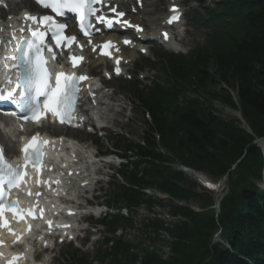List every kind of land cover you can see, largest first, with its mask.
Segmentation results:
<instances>
[{
  "label": "trees",
  "instance_id": "obj_1",
  "mask_svg": "<svg viewBox=\"0 0 264 264\" xmlns=\"http://www.w3.org/2000/svg\"><path fill=\"white\" fill-rule=\"evenodd\" d=\"M206 11L204 46L188 58H172L164 69L165 83L139 94L150 116L143 145L116 142L126 160L131 153L136 161L121 167L123 184L114 187L113 204L135 215L141 206L151 212L153 206L162 207L146 199L144 190L168 196V214L175 222L147 219L142 234L159 237L162 232L173 238V257L165 260L123 238H111L103 242L105 247L112 242L111 248L96 253L98 264H264V190L258 186L264 159L252 144L264 137V0H218ZM215 87L218 92L212 93ZM187 91L210 95V100L239 112L251 135L238 122L218 117L208 103L185 97ZM162 152L192 171L217 178L227 175L217 215L212 210L194 213L174 203L205 196L196 194L195 183L168 166ZM179 216L185 221L176 220ZM103 224L111 235L118 228H134L131 217L119 214ZM216 230L227 248L212 245ZM77 260L93 264L86 257Z\"/></svg>",
  "mask_w": 264,
  "mask_h": 264
},
{
  "label": "snow or ice",
  "instance_id": "obj_2",
  "mask_svg": "<svg viewBox=\"0 0 264 264\" xmlns=\"http://www.w3.org/2000/svg\"><path fill=\"white\" fill-rule=\"evenodd\" d=\"M36 3L44 9H50L55 17L66 18L68 14H72L78 21L79 31L86 37L93 34L96 24H103L107 28H112L114 23L119 24L122 22L124 25L132 27L127 20H121L125 15L124 12H118L115 6L108 7L109 0H36ZM101 6L115 13V17L106 16L101 11ZM170 12L172 14L166 20V23L172 24L180 19V12L175 5L170 9ZM23 19L31 23L25 24L18 31H27L30 33L28 37H21L17 40V37L13 34L6 42L0 40V44L5 46L12 45V42L16 41L15 46L11 49L13 54L0 58L5 61V84L12 86L10 89H0V93H5L0 94V100H11L15 103L18 108L26 113L22 117L25 121L39 124L50 114L60 124H71L78 94L81 91L79 82L87 80L89 77L77 75L75 72L66 74L63 70L52 72L48 65L57 63L58 57L53 50V46L46 43V37L50 35L55 42V47L63 49L76 42V36L65 35L68 24L55 19L53 15L38 17L37 15L25 13ZM32 25L36 27L33 28ZM136 27L138 30H142L139 26ZM15 31L17 30H13V32ZM164 37L167 39V33L164 34ZM88 43L91 44V40ZM124 43L127 44L129 41L125 40ZM77 46L83 48V45L77 44ZM114 47L113 42H105L101 54L110 55L106 49ZM95 50L96 46L93 47V51ZM45 52L49 53L50 56L46 57ZM83 59L82 56L69 55V61L73 68H77ZM9 60L12 61L11 64L7 63ZM119 63L120 61L117 59L116 64L119 65ZM61 68H63V65H61ZM115 71L119 74L120 68L117 67ZM9 72H15L14 80L7 75ZM44 145L54 147L52 141L41 139L39 133L33 135L21 148L23 165L15 167L7 163L4 152L0 149V230H6L7 234L14 237L13 244L19 243L22 236L11 228V222L6 219L5 213L11 212L13 218L19 221L24 219L25 215L33 219L43 218L44 209L39 208L40 217H37L34 212L38 205H33L31 209L24 210L18 206V201H8V191L13 188L24 191L21 185H26L31 180V177L25 171L29 166L35 170L37 187L41 184L60 183L59 180L50 182L49 180L40 179L42 157L44 156L42 146ZM45 167L48 171H51L50 167ZM207 187L212 188L214 186L208 184ZM24 194L37 198L42 196V192H33L31 189H28ZM47 223L49 224V231H51V221ZM64 227H67V225H64ZM26 231H31V225L28 226ZM2 244L3 241L0 240V245ZM0 256H3V253H0ZM22 258V253L13 255L6 261V264H17Z\"/></svg>",
  "mask_w": 264,
  "mask_h": 264
},
{
  "label": "rangeland",
  "instance_id": "obj_3",
  "mask_svg": "<svg viewBox=\"0 0 264 264\" xmlns=\"http://www.w3.org/2000/svg\"><path fill=\"white\" fill-rule=\"evenodd\" d=\"M18 0H13L12 1V6H11V10L16 13L19 12L21 10V6L19 4L14 5L15 2H17ZM168 1L170 0H144V4L148 5V9L151 11L150 14H145L142 15L144 16V21L146 23L151 22L152 20L156 19V18H162L165 13H166V7L168 4ZM196 0H182L179 1V3H183V8H184V12H185V16H184V25L182 26V28L185 29L184 31V41H183V47L188 49L186 50L187 52H189V49H192L193 45L195 44L196 40V36H195V29L189 24L188 20H187V16L189 14V12L191 10H195L197 9V5L195 3ZM207 6L211 5V3H214V0H203ZM131 4H134L133 2ZM150 56V55H149ZM145 58V57H143ZM141 60V57H140ZM140 66V65H139ZM148 74L144 75L146 78V80H144L142 82V84H147L148 81H154L157 82L158 84L163 85L164 82V75L162 73V71L160 70V67H155V71L153 72H147ZM153 73V74H152ZM143 76H139V78H141ZM128 84L127 82H120V83H111L110 84V88L111 90H114L113 92L111 91V94L109 91L106 92V95H110L113 97V99H115L112 104L107 107V108H103L101 110L102 113H107L109 114L108 116V120L111 119V117H114L113 119H116V121L118 122L119 125V132L121 133V137L125 138L128 140V142L132 143V144H138L141 141L142 136L147 132L148 127L146 126L147 123L145 122V118L143 115V112L140 108V106L136 105L134 98L132 97V95L124 89L126 88ZM119 88V91H118ZM218 92V87H215L212 90V93H217ZM185 97H187L188 99H198L200 102L204 103H208V105H210L212 107V109L215 111V113L217 114L218 117L223 118L225 121L227 122H235V121H239L238 119H236L233 114L235 113L234 110L228 109L227 107L223 106L221 103L216 102L214 100H210V95H206V94H194L191 91H187L185 93ZM110 103V102H109ZM123 111V114L121 116L116 117V111L120 110ZM110 110V111H109ZM238 114V113H237ZM241 123V127H244V124L242 122ZM78 141H88V138H84L83 135H79L76 137ZM110 146V143L108 142H104L103 140L101 141V149L102 150H106L108 147ZM161 152V150H159ZM168 161V166L176 171V164L174 162V160L171 158L170 155H167L165 153H161ZM196 174V173H195ZM192 174H186L185 176L192 182H194L193 178H191ZM208 175V174H207ZM210 176V175H208ZM211 182L213 183H217V180L219 178L217 177H207ZM191 182V183H192ZM196 187L194 189V192L196 194L198 193H204L203 199L198 200L197 198H190L187 200V202H183V204H185L186 206L189 207H193V208H201V209H205L207 208L209 205H211L213 203V193L212 192H202L200 190V188L198 187L197 184H195ZM105 186H103L104 189ZM192 188V187H191ZM147 196L152 197L153 199L159 201L160 203H162V207H158L155 208L156 213H161V214H165L167 212V204L168 201L163 199L161 197V195H158L156 191L154 190H148L145 192ZM223 195V194H222ZM220 194V196H222ZM151 215L145 210V209H141L139 211V213L137 214V216H135L133 218V222L134 225H136L137 227H139L141 225L142 222H144L145 219L150 218ZM217 231V230H216ZM215 231V232H216ZM125 232V240L132 243L133 245L135 244H142L144 243V246L147 243V240L144 238V235L141 234V232L139 230H135V231H123V233ZM102 234L99 235V239H101ZM151 236L149 233H146V237ZM162 242L159 244L158 242H154L152 245L153 249H158V256H161L163 259L168 260L169 259V255L170 254V243L169 240L166 235H162ZM78 246V244L72 245L70 246V248L68 247H62L61 249H56V251L59 253V259L62 255H71V250L76 249V247ZM96 247L91 246L88 247V254L90 256V258L93 257L94 251H95ZM81 252V251H80ZM59 261V260H58ZM191 261H195V259H192Z\"/></svg>",
  "mask_w": 264,
  "mask_h": 264
},
{
  "label": "bare ground",
  "instance_id": "obj_4",
  "mask_svg": "<svg viewBox=\"0 0 264 264\" xmlns=\"http://www.w3.org/2000/svg\"><path fill=\"white\" fill-rule=\"evenodd\" d=\"M24 5L27 6V7H32V3H31L30 0H24ZM144 6L145 7L143 8V10H141V12H142L141 14H144V13L145 14H149L150 11L148 9V6H146V5H144ZM124 7H126V9L128 10V12H134L135 11V9L133 7L129 6V0H127L124 3V5L120 6L119 11H123L122 8H124ZM162 20H163L162 18L161 19L158 18L157 20L152 21L151 24H150V28L152 27L153 30L156 29L157 27H159L161 25ZM94 64L95 63H92V65H94ZM233 116L236 119H238V117H239V115L236 112L233 114ZM80 167L83 168L82 165H80ZM216 186L217 185H215V187ZM221 190H222V186L220 188H217L216 190H214V192L216 191L215 194H218V193L220 194L222 192ZM219 194L216 196V199H215L216 203L218 202V199H219L218 196H219Z\"/></svg>",
  "mask_w": 264,
  "mask_h": 264
},
{
  "label": "water",
  "instance_id": "obj_5",
  "mask_svg": "<svg viewBox=\"0 0 264 264\" xmlns=\"http://www.w3.org/2000/svg\"><path fill=\"white\" fill-rule=\"evenodd\" d=\"M223 183V180L220 182V185Z\"/></svg>",
  "mask_w": 264,
  "mask_h": 264
}]
</instances>
